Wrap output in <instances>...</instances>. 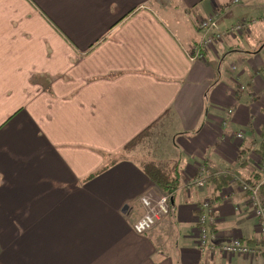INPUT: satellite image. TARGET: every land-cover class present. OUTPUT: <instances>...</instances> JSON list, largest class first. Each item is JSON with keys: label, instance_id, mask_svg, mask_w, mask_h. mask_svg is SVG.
Instances as JSON below:
<instances>
[{"label": "crops", "instance_id": "crops-1", "mask_svg": "<svg viewBox=\"0 0 264 264\" xmlns=\"http://www.w3.org/2000/svg\"><path fill=\"white\" fill-rule=\"evenodd\" d=\"M215 13L221 30H249L190 61ZM163 119L179 186L137 234L139 197L161 191L123 147ZM263 139L264 0H0V264H264L238 190L262 176ZM200 163L227 178L185 188ZM209 197L214 241L239 238L255 257L197 245Z\"/></svg>", "mask_w": 264, "mask_h": 264}, {"label": "built area", "instance_id": "built-area-1", "mask_svg": "<svg viewBox=\"0 0 264 264\" xmlns=\"http://www.w3.org/2000/svg\"><path fill=\"white\" fill-rule=\"evenodd\" d=\"M238 0H233L237 3ZM250 24L242 22L234 24L224 30H221L218 25L217 13L201 18L197 22V28L201 32L200 39L192 46L191 53H187L190 61L204 59L203 53L217 42L227 33H241L249 30ZM235 69L234 66L231 67ZM241 90L245 89L244 85L240 86ZM232 110H228L231 113ZM223 126L226 122H222ZM238 139L243 138L242 132L237 133ZM262 169V176L258 181L249 183L241 181L238 185V190L246 196V201L253 211L254 217L257 220L259 230L264 237V203L260 199L261 188L264 187V164ZM209 168L204 163L198 165L196 176L192 180H187L184 183L185 188L197 186L204 187L209 176ZM166 195L151 196L150 194H143L139 197V202L142 205L143 211L140 216L132 223L133 231L137 234H143L150 230L163 215L169 213V203ZM216 207L212 199L206 198L202 200L199 206V214L196 218L197 245L202 249H207L211 252H220L222 254L243 255L247 257H255L258 251L257 246H251L239 238L232 239L226 244H217L214 241L213 227L217 225L218 216Z\"/></svg>", "mask_w": 264, "mask_h": 264}, {"label": "rangeland", "instance_id": "rangeland-1", "mask_svg": "<svg viewBox=\"0 0 264 264\" xmlns=\"http://www.w3.org/2000/svg\"><path fill=\"white\" fill-rule=\"evenodd\" d=\"M167 22L168 25H172L171 20L164 19V22ZM165 22V23H166ZM250 24L249 21H245ZM250 26V25H249ZM165 119V118H164ZM161 120L158 123H154L150 128L144 133L140 141L136 144L123 149V155L130 156L135 160L142 168L146 163L153 161L167 173L170 168H166V165H169V161L174 158L171 154V141L174 136V130L168 122ZM169 160V161H168ZM175 176V174H172ZM159 195H166L167 202H170L171 194L159 193ZM155 197V196H154ZM170 204V203H169ZM143 211V210H142ZM134 222V221H133ZM234 239V238H232Z\"/></svg>", "mask_w": 264, "mask_h": 264}, {"label": "trees", "instance_id": "trees-1", "mask_svg": "<svg viewBox=\"0 0 264 264\" xmlns=\"http://www.w3.org/2000/svg\"><path fill=\"white\" fill-rule=\"evenodd\" d=\"M125 18H123V19H125ZM154 123H156V122H154ZM154 123H152L151 125H153ZM150 126L145 128L143 131H141L139 134H137L135 137H133L129 142H127V144H125L123 149L125 150V148L131 146L132 144L138 143L140 141V139L142 138V136L144 135V133L150 128ZM260 152L262 154L261 160L264 161V139L260 143ZM204 164H205V166H208L207 163H204ZM143 170L145 171L146 175L151 180V182L154 183L162 193L172 195L173 191L175 189H177V187L179 186L178 176L173 175V177H172L171 173H167L166 171L163 170V168H161L159 165H157L153 161L146 163L143 167ZM209 173L210 174H209L206 182H209L212 179H215V180L220 179L222 177L224 179L227 178V174L215 175L213 172H210V171H209ZM90 176H92V175H90ZM220 180H222V179H220Z\"/></svg>", "mask_w": 264, "mask_h": 264}]
</instances>
